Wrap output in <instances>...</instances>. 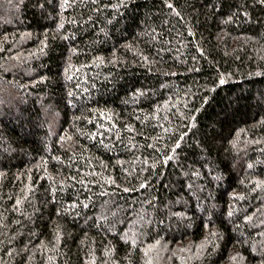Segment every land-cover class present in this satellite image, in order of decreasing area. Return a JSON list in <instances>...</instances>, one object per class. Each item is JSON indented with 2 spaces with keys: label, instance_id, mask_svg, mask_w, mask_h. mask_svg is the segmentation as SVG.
<instances>
[{
  "label": "trees",
  "instance_id": "1",
  "mask_svg": "<svg viewBox=\"0 0 264 264\" xmlns=\"http://www.w3.org/2000/svg\"><path fill=\"white\" fill-rule=\"evenodd\" d=\"M0 264H264V0H0Z\"/></svg>",
  "mask_w": 264,
  "mask_h": 264
}]
</instances>
